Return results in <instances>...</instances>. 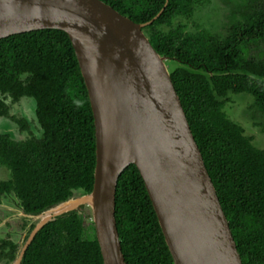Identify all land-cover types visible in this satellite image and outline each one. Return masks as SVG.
<instances>
[{"label": "trees", "instance_id": "obj_1", "mask_svg": "<svg viewBox=\"0 0 264 264\" xmlns=\"http://www.w3.org/2000/svg\"><path fill=\"white\" fill-rule=\"evenodd\" d=\"M134 22L151 20L166 0H101ZM209 0H168L143 28L157 53L179 66L170 78L228 221L242 264H264V147L253 145L224 106L245 93L251 117L264 114V0H237L224 38L206 29L187 32ZM167 27L168 30H164ZM7 98L10 102H7ZM21 98L34 103L36 134L24 118L9 116ZM0 117H10L27 137L0 132V201L14 197L26 214L40 213L88 193L95 165L94 125L87 90L71 42L58 29L0 39ZM80 206L45 223L20 264H103L94 236L84 235ZM115 219L126 264H174L135 165L120 174ZM23 220L21 227L26 226ZM34 224H29L28 233ZM17 245L0 244V258L14 259Z\"/></svg>", "mask_w": 264, "mask_h": 264}, {"label": "water", "instance_id": "obj_2", "mask_svg": "<svg viewBox=\"0 0 264 264\" xmlns=\"http://www.w3.org/2000/svg\"><path fill=\"white\" fill-rule=\"evenodd\" d=\"M101 0H0V39L65 32L91 107L95 165L90 192L36 214L11 264H20L51 219L87 207L103 264H126L115 219L117 180L135 165L174 264H242L228 221L170 78L143 28Z\"/></svg>", "mask_w": 264, "mask_h": 264}, {"label": "rangeland", "instance_id": "obj_3", "mask_svg": "<svg viewBox=\"0 0 264 264\" xmlns=\"http://www.w3.org/2000/svg\"><path fill=\"white\" fill-rule=\"evenodd\" d=\"M238 3L237 0H209L205 5L201 6L192 16L191 19H175L174 25L179 22H182L186 25L187 32H194L196 30L208 29L212 32H216L219 36L226 35L225 25L230 21L227 17V14H231V12L235 9L234 7ZM164 30H168L167 27H164ZM146 36L148 35L145 32ZM167 66L170 71H172L175 67L179 66L173 60L166 61ZM231 100L226 103L224 106V111L227 117L233 122L241 125L244 129L246 135H252L253 140L252 143L254 146L263 148L264 147V114L257 113L256 117H251L250 110L248 109V105L251 102V97L248 94L240 93V94H231ZM7 102H10V99L7 98ZM34 103L30 98H21L19 101L11 104L9 110V116H15L16 118H24L26 122L30 125V128L33 129L36 134H40L38 129V124L34 118ZM0 132L5 133L9 132L11 137L19 140L27 137V132H21L19 130L18 124H16L10 117H0ZM9 171L4 167H0V178L6 179L9 176ZM4 205L14 206L16 207V201L14 197L7 196L4 198ZM4 211L7 208H3ZM3 211V212H4ZM81 216L84 219L86 224V228L84 231V235L92 239L95 236L94 225L91 220V213L87 207H83L80 211ZM1 213V212H0ZM12 217V216H11ZM16 217V218H15ZM13 218V217H12ZM18 218V219H17ZM15 221H12V225L4 227L0 225V230L5 234L8 231H14L16 227V222L21 224L23 220L26 221V229L21 232L14 233V238L17 239L19 245L26 240L28 236V226L29 224H34L33 219L27 217H21L19 214L14 216ZM11 226V227H10ZM14 227V229H12ZM17 229V227H16ZM8 230V231H6ZM27 231V232H26ZM2 235V233H1ZM5 263L3 260H0V264Z\"/></svg>", "mask_w": 264, "mask_h": 264}, {"label": "flooded vegetation", "instance_id": "obj_4", "mask_svg": "<svg viewBox=\"0 0 264 264\" xmlns=\"http://www.w3.org/2000/svg\"><path fill=\"white\" fill-rule=\"evenodd\" d=\"M205 5V4H204ZM227 17L229 18V20H230V17H231V14L229 13V14H227ZM229 24V22L225 25V29H226V27H227V25ZM206 30H208V29H206ZM209 32H211V33H213V34H216V32H212L211 30H208ZM216 35H218L219 36V34H216ZM226 35H227V29H226ZM225 35V36H226ZM225 36H219V37H221V38H224ZM1 179V178H0ZM6 196H3L2 198H1V201H0V225H2V226H4V227H7L8 225H9V223H10V225H12L11 223H13L12 221H15V219H14V216L16 215V214H19V211H21L22 213H24L23 211H22V209L17 205L16 207H14V206H9V205H4V198H5ZM3 208H7V210L6 211H4V209ZM4 211V212H3ZM26 214V213H25ZM13 218H12V217ZM21 216V215H20ZM22 217V216H21ZM16 218V217H15ZM18 219V218H17ZM11 227V226H10ZM16 227H17V229H16ZM16 227H15V229H14V227L12 228V229H14V233H17V232H21V231H24L27 227L25 226L24 228L23 227H21V224H19V223H17L16 222ZM21 230V231H20ZM6 231H8V230H6ZM12 231H8V232H6V234H5V231H4V233L2 232V230H0V244H1V242L2 241H7V240H10L11 242H13L14 244H16L17 245V250H16V254H15V257H16V255H17V253L19 252V250L21 249V247H22V245L24 244V243H22L21 244V246L19 245V243H18V241H17V239H15L13 236H14V233H13ZM27 232V231H26ZM1 233H2V235H1ZM28 235H29V233H28ZM25 242V241H24ZM15 257H14V259H15ZM13 259V260H14ZM0 260H3L5 263H3L2 262V264H11L12 262H13V260H11V261H7L5 258H0ZM21 263V262H20Z\"/></svg>", "mask_w": 264, "mask_h": 264}]
</instances>
